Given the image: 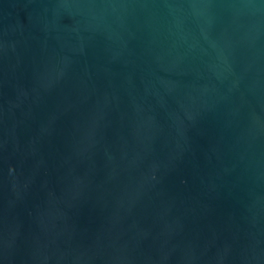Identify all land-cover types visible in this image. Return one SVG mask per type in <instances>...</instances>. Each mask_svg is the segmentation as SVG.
I'll list each match as a JSON object with an SVG mask.
<instances>
[{
    "label": "water",
    "instance_id": "95a60500",
    "mask_svg": "<svg viewBox=\"0 0 264 264\" xmlns=\"http://www.w3.org/2000/svg\"><path fill=\"white\" fill-rule=\"evenodd\" d=\"M0 264H264V0H0Z\"/></svg>",
    "mask_w": 264,
    "mask_h": 264
}]
</instances>
